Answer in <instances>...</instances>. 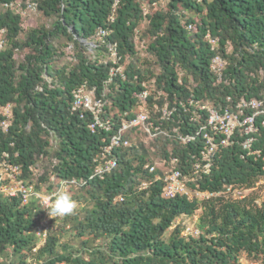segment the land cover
<instances>
[{
  "label": "trees",
  "instance_id": "trees-1",
  "mask_svg": "<svg viewBox=\"0 0 264 264\" xmlns=\"http://www.w3.org/2000/svg\"><path fill=\"white\" fill-rule=\"evenodd\" d=\"M34 1L36 11L52 19L49 27L25 29L16 0H0V106L10 104L12 112L7 130L0 126V156L6 152L19 165L20 180L33 185L29 179L36 160L50 156L56 162L44 165L36 189L52 190V178L92 173L105 132L89 128V111H71L73 92L83 84L94 87L104 101L102 116L115 124L125 113V118L135 116L141 100L134 94L145 89L150 119L176 130L147 144L136 138L138 129L129 130L132 144L116 150L117 166L81 187L92 206L82 215L62 216L59 232L46 231L38 246L35 227L43 210L37 198L22 203L19 195L0 192V256L9 253L17 264H30L28 256L41 264H239L244 254L264 264V200L256 204L250 196L235 199L221 193L166 197L163 181L152 180L162 171L145 168L154 161L153 145L160 144L158 156L177 157L176 167L190 175L203 139L197 135L184 143L177 133L195 134L206 122L205 111L191 120L196 101L230 108L241 99L264 101V0H164L165 5L163 0ZM5 2L14 5L4 7ZM99 29L108 34L101 38ZM206 34L218 42L212 44ZM139 38L149 58L140 60ZM108 42L116 43L125 79L116 75L107 82L112 65ZM214 54L226 61L219 76L210 67ZM164 106L169 117L157 111ZM256 124L252 149L259 156L246 154L245 136L237 130L234 143L213 156L210 172L188 186L220 192L227 184L251 187L264 176V125L259 118ZM50 134L58 140L53 152L48 150ZM197 210L198 235H182L179 224L171 227L182 214ZM89 234L100 242L90 244ZM66 236L84 239L75 245L62 240Z\"/></svg>",
  "mask_w": 264,
  "mask_h": 264
},
{
  "label": "built area",
  "instance_id": "built-area-1",
  "mask_svg": "<svg viewBox=\"0 0 264 264\" xmlns=\"http://www.w3.org/2000/svg\"><path fill=\"white\" fill-rule=\"evenodd\" d=\"M14 3H3L4 7H13ZM37 4L34 0H27V9L29 11H36ZM190 28V25L188 26ZM4 32V28H0V34ZM108 34L106 29H99L97 35L104 38ZM207 39L212 43L218 42L217 38H212L209 34H206ZM104 41V40H103ZM89 48L94 47L93 42H86ZM2 46V39H0V48ZM110 51V57L112 65L109 69V79L113 76H119L121 79H125V73L123 67L119 64L120 57L117 54L116 43L108 42L106 44ZM226 61L220 54H214L210 59V67L216 75H220L225 67ZM141 100L138 106V110L135 116L130 118H123L119 124H115L111 117L102 116V108L104 101L101 97L95 95V89L88 88L86 84L76 88L73 92L71 111L81 110L89 111L91 114V120L88 126L91 130L99 129L105 132L102 139V149L98 155L93 158V171L88 177L80 178H66L55 181L54 188L51 192L57 191L61 186H64L67 190L73 188L78 189L87 185L89 179L97 176L102 178L106 173L112 171L118 164V156L116 150L121 147H129L132 144V139L127 137V133L131 129H138L141 135L148 138L147 140L154 139L160 135L169 136L172 131L167 128L156 125L148 116L144 100L147 96V90H141L134 94ZM230 97H228L229 99ZM192 102V100H190ZM197 112L193 113L191 120H198L203 115L201 112H206V119L204 123H201L195 134H181L177 133V138L181 142H188L193 140L197 135H201L203 139V146L199 152V158H197L191 166L190 175L184 174L179 168L176 167L177 157L170 158H159L161 167L155 166L157 162L146 163L145 168L150 173H155L157 169L162 172L156 174L152 180L161 179L163 181V193L166 197H173L177 193H183L191 198L193 195L200 196L199 198L208 197L213 194H228L232 198L238 199L246 196L243 194L246 188L237 184H227L226 188L220 192H207L201 190H192L188 186V182L195 181L200 178L203 174H208L213 162V156L216 155L221 148H226L234 143L235 133L237 130L242 131L245 138L242 141L243 150L246 154H254L259 156V150L252 149V144L255 140L254 134L258 130L256 124L257 119H260V123L264 125V101L261 99L250 98L241 99L235 108L227 106L216 107L207 105L205 103L195 102ZM170 111L162 110V117H169ZM11 105L6 104L0 106V126L3 130H7L11 123ZM263 161L264 169V156L261 157ZM21 169L18 164H15L9 160V156L6 152H3L0 156V192L6 196H17L21 197L22 203H27L31 197H35L38 203L48 213V209L51 207V200L45 201L46 197L51 196L50 194H40L37 192L31 184H26L24 181L19 179ZM264 177V176H262ZM260 177L258 180H260ZM152 180L143 181L142 187L148 186ZM257 180V181H258ZM255 181V183H257ZM254 183V184H255ZM121 198V197H120ZM262 201L264 199H261ZM257 204L261 202L254 199ZM185 216L182 214L179 217ZM179 217L176 218L175 222L171 227L179 224ZM43 225V222H40ZM181 226V225H180ZM35 232L38 236L45 238L46 232H43L41 226L35 227ZM199 228L185 225L181 226V234L184 236L198 235Z\"/></svg>",
  "mask_w": 264,
  "mask_h": 264
},
{
  "label": "rangeland",
  "instance_id": "rangeland-1",
  "mask_svg": "<svg viewBox=\"0 0 264 264\" xmlns=\"http://www.w3.org/2000/svg\"><path fill=\"white\" fill-rule=\"evenodd\" d=\"M165 4H166V2H164V0H163L161 5H165ZM14 8L17 11H21V13L23 15V26L25 29H31L34 27H39L41 25L49 27L51 25L52 19L44 17L42 15V13L38 10L37 11H29L27 9V0H16V4L14 5ZM145 27H146V24L143 22L140 25V29L142 30ZM21 36H23V34H21ZM144 40L147 41V38L145 37ZM144 40H141V38H139V40L137 39V50H138V55L140 57V60H143L146 57L149 58V56L146 54L145 49H144L145 48L144 44H143V43H145ZM18 57H20V54H18ZM205 104H207L209 106L211 105V103H209V102H205ZM162 110H167L166 106H164L162 108ZM162 110L159 109L157 111L162 112ZM136 138L141 139L142 141H144L143 143L147 144L148 138H146L145 136H143L141 134H137ZM49 141H50V145H49L48 150H49V152H53L58 146V140L53 134H50ZM153 147H154L155 151L153 153L151 152L150 155H152L154 162H157V164L155 166L161 167V163H158L160 160L159 159L160 157L157 154V152L159 151L160 144L153 145ZM51 160H52V162H56V159L53 156H50V158L48 160L45 158H38L36 160V163L32 168L33 169V177H32L33 179H29L33 183V185L31 184L33 187H34V184L36 185V182H35L36 177L39 174H41V171H42V168L44 167V165H46L47 162L51 161ZM52 180L53 181H51V183H55L56 179L52 178ZM25 183L27 184V182H25ZM40 185H42V187L44 188L43 184H40ZM34 189L43 195L50 194V192L53 190L52 189V190L48 191V190H44V189H36L35 187H34ZM246 189L247 190L243 191V194H245L246 196H250L254 199H257L261 202L262 201L261 199H264V177H262L260 180H258L257 183L253 184V186L251 188H246ZM68 191L70 192L72 199L76 202V205H77L76 209L74 210V213L82 215L86 208H90L92 206V203L87 198L88 195L83 188H80V189L79 188L78 189L71 188ZM51 193H53V192H51ZM198 197H200V196H198ZM40 207L43 210V214H42L41 218L38 220L37 225L41 226V228L43 229V232H46V231L59 232L61 226L63 225L62 216L50 215L45 209H43V207L41 205H40ZM199 214H200V211L197 210L192 215H185V216L179 217V220H180L179 225H181V226L189 225V226L196 227L198 224ZM40 222H43V225H41ZM167 235H168V232L165 233L164 236H167ZM88 237L90 239V244H96V243L100 242V238H94L90 234ZM38 238H39V240L37 241V246L43 242V237L39 236ZM65 239H69V241L75 245H80L81 241L84 238L83 237H76V236L69 237V238L66 236V237L62 238V240H65ZM17 262L18 261L15 259V257L11 256L9 253L0 256V264H17ZM26 262L30 263V264H41L42 260H36L35 258L28 256L26 258ZM239 264H261V262L256 257H248V256L243 254L240 257Z\"/></svg>",
  "mask_w": 264,
  "mask_h": 264
},
{
  "label": "clouds",
  "instance_id": "clouds-1",
  "mask_svg": "<svg viewBox=\"0 0 264 264\" xmlns=\"http://www.w3.org/2000/svg\"><path fill=\"white\" fill-rule=\"evenodd\" d=\"M48 200H51V207L48 209L50 215H70L77 207L70 192L64 186L53 192L50 197L45 198L46 202Z\"/></svg>",
  "mask_w": 264,
  "mask_h": 264
}]
</instances>
